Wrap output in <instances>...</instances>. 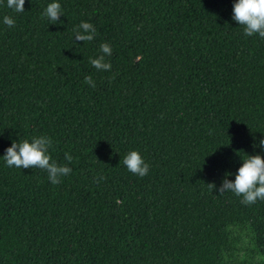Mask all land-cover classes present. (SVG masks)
Returning <instances> with one entry per match:
<instances>
[{"label":"trees","instance_id":"1","mask_svg":"<svg viewBox=\"0 0 264 264\" xmlns=\"http://www.w3.org/2000/svg\"><path fill=\"white\" fill-rule=\"evenodd\" d=\"M6 2L0 264H264V201L218 191L264 156V38L232 19L236 0H57L56 24L41 15L54 0ZM82 21L90 43L74 40ZM102 43L112 68L97 72ZM40 135L58 164L73 157L59 184L3 159ZM132 150L147 176L124 166Z\"/></svg>","mask_w":264,"mask_h":264},{"label":"clouds","instance_id":"2","mask_svg":"<svg viewBox=\"0 0 264 264\" xmlns=\"http://www.w3.org/2000/svg\"><path fill=\"white\" fill-rule=\"evenodd\" d=\"M25 2L26 0H7L6 7L14 13H23ZM62 14L61 4L54 0L47 5L41 15L51 24H56L63 23L60 19ZM232 19L243 27L246 37L258 34L260 38H264V0H236ZM3 23L11 28L15 26L16 21L12 16L5 15ZM73 31L75 42L83 41L85 44L92 42L97 35L95 26L87 21H82ZM112 52L110 44L102 43L100 55L90 58L89 63L97 72L110 71L112 64L106 57H110ZM84 83L92 88L96 87V82L91 75L85 76ZM260 145L264 147V140L260 141ZM52 146V138L45 135L33 137L31 140L24 139L21 142L14 141L6 149L3 159L9 168L42 169L47 172L50 182L56 185L72 172V168L68 164L73 161V157L70 153H65V160L68 163L58 164L50 154ZM242 160L243 164L238 169L235 180H230L226 176L218 190L219 193L231 192L237 197H241V203L244 205L255 204L258 200L264 201V156L248 155ZM122 162L129 172L139 177L147 176L150 171V165L137 150L130 151ZM209 186L216 188L215 184H209Z\"/></svg>","mask_w":264,"mask_h":264}]
</instances>
